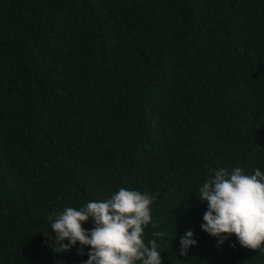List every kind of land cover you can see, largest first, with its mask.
<instances>
[{
    "label": "trees",
    "instance_id": "trees-1",
    "mask_svg": "<svg viewBox=\"0 0 264 264\" xmlns=\"http://www.w3.org/2000/svg\"><path fill=\"white\" fill-rule=\"evenodd\" d=\"M237 166L264 173V0H0V264H83L49 216L120 188L158 194L162 264H264L201 229Z\"/></svg>",
    "mask_w": 264,
    "mask_h": 264
},
{
    "label": "clouds",
    "instance_id": "clouds-1",
    "mask_svg": "<svg viewBox=\"0 0 264 264\" xmlns=\"http://www.w3.org/2000/svg\"><path fill=\"white\" fill-rule=\"evenodd\" d=\"M195 192L199 202H207L201 229L218 238V245L235 235L238 243L247 249L264 254V173L255 169L245 174L241 167L229 170L220 167L205 179ZM158 194L149 195L136 190L120 188L104 201L88 202L79 209L66 207L49 216L54 255L59 256L77 245V254L90 250L83 264H162L161 251L155 237L145 243L144 229L152 222L151 205ZM93 221V228L82 225ZM154 226V225H153ZM193 232L181 237L180 252L196 244ZM67 241V243H65ZM235 247V245H232Z\"/></svg>",
    "mask_w": 264,
    "mask_h": 264
}]
</instances>
